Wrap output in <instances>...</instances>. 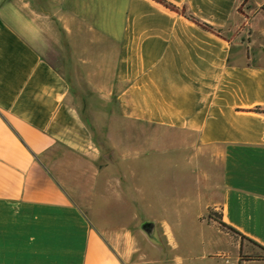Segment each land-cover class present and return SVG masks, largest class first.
<instances>
[{
    "label": "crops",
    "instance_id": "0c3cea01",
    "mask_svg": "<svg viewBox=\"0 0 264 264\" xmlns=\"http://www.w3.org/2000/svg\"><path fill=\"white\" fill-rule=\"evenodd\" d=\"M164 2L0 0V264H128L131 233L93 218L133 201L126 180L155 164V128L190 134L193 154L218 163L220 221L237 236L164 262L264 264V0ZM78 80L112 101L119 143H95L69 99ZM59 147L88 161L60 159L62 177L114 163L101 205L93 184L55 176Z\"/></svg>",
    "mask_w": 264,
    "mask_h": 264
},
{
    "label": "rangeland",
    "instance_id": "374dc122",
    "mask_svg": "<svg viewBox=\"0 0 264 264\" xmlns=\"http://www.w3.org/2000/svg\"><path fill=\"white\" fill-rule=\"evenodd\" d=\"M246 7L243 1L238 10L245 13ZM73 85L76 90L69 99L86 122L95 143L102 144L107 138L112 144L119 143L115 131H124L126 124L115 119L117 111L112 101L101 100L99 92L88 89L89 86L81 80ZM142 132L140 129L139 143L140 147L146 148L147 139ZM152 133L158 150L155 164L147 169H134L132 177L126 180L132 186L133 201L117 207L112 202L103 204V216L100 214L93 221L97 224L105 222L113 229L131 233L133 250L128 264H167L164 259L193 254L197 247L201 250L200 243L206 244L205 248L233 249L237 236L221 223L219 217L218 163L195 156L191 150L194 138L186 132L155 128L153 132L149 130V136ZM58 150L60 155L50 156L48 160L55 176L76 186L80 192L86 190V183L93 184L95 197L92 206L101 205L96 195L100 191L105 194L113 190L108 184L115 182L114 163L110 162L107 168L102 166L100 173V164H104V160L98 157L91 160L94 177L84 180L83 170L71 173L72 178L62 177L57 169L60 159L70 156L85 165L88 161L65 148L59 147ZM112 151L110 149L107 156L113 158ZM168 264L175 263L168 261Z\"/></svg>",
    "mask_w": 264,
    "mask_h": 264
},
{
    "label": "trees",
    "instance_id": "16d2710c",
    "mask_svg": "<svg viewBox=\"0 0 264 264\" xmlns=\"http://www.w3.org/2000/svg\"><path fill=\"white\" fill-rule=\"evenodd\" d=\"M158 1H161V2H163L164 4H166V5L170 6V7H172L170 4L165 3L164 0H158ZM187 17H189L190 19H192V16H190V15H187ZM195 22H197L199 25H201L202 27H204V28H206V29H211L210 26H208V25H206V24L199 23L197 20H195ZM254 110H256V111H264V110H262V109L259 108V107H255ZM256 257H257V256H256ZM245 258H246V259H251V258H253V257L245 256Z\"/></svg>",
    "mask_w": 264,
    "mask_h": 264
},
{
    "label": "water",
    "instance_id": "95a60500",
    "mask_svg": "<svg viewBox=\"0 0 264 264\" xmlns=\"http://www.w3.org/2000/svg\"><path fill=\"white\" fill-rule=\"evenodd\" d=\"M148 224H145V226H147Z\"/></svg>",
    "mask_w": 264,
    "mask_h": 264
}]
</instances>
